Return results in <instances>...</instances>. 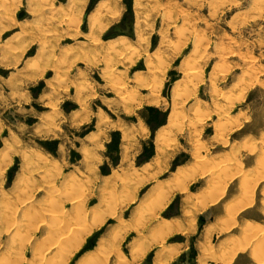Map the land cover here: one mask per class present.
I'll return each instance as SVG.
<instances>
[{"label":"rangeland","instance_id":"1","mask_svg":"<svg viewBox=\"0 0 264 264\" xmlns=\"http://www.w3.org/2000/svg\"><path fill=\"white\" fill-rule=\"evenodd\" d=\"M95 209L66 264L133 221L129 264H264V0H0V253L70 246Z\"/></svg>","mask_w":264,"mask_h":264},{"label":"bare ground","instance_id":"2","mask_svg":"<svg viewBox=\"0 0 264 264\" xmlns=\"http://www.w3.org/2000/svg\"><path fill=\"white\" fill-rule=\"evenodd\" d=\"M95 18V17H94ZM93 19V18H92ZM94 20V19H93ZM99 21V20H98ZM97 21V22H98ZM71 22V21H70ZM92 22V20H91ZM95 22V21H94ZM94 25V26H93ZM93 29L97 28L96 25L93 23L92 24ZM105 26V25H104ZM103 26V27H104ZM101 28V27H99ZM92 29V28H91ZM97 30V29H96ZM99 30V29H98ZM92 33V32H91ZM95 33V32H94ZM100 33V32H99ZM102 33V32H101ZM97 34V33H96ZM93 37V36H91ZM92 39V38H91ZM64 55V54H63ZM112 71V70H111ZM178 88V85H175V89L176 90ZM121 89V88H120ZM177 91V90H176ZM185 92V91H184ZM200 102V101H199ZM175 114L170 115L169 117V122L172 123L175 119ZM166 133V131H165ZM163 135V134H162ZM161 132L158 133L157 135V139L159 141L160 137L162 136ZM164 136V135H163ZM161 141V140H160ZM182 174V171H177L174 173L173 177L164 182H161L162 186H170L173 184V182L175 181L176 178L179 177V175ZM184 176V175H183ZM181 177V176H180ZM182 178V177H181ZM180 180V179H179ZM182 180V179H181ZM184 183V182H183ZM187 184V183H186ZM17 186V184L15 185ZM164 188V187H163ZM153 189V188H152ZM157 191H153L154 193H152L151 196H155L154 199H158L159 197H161L159 199V204L157 203V208H164L167 203L170 200V196L172 194L171 192L166 193L165 191L163 193L159 192L158 188H154ZM153 189V190H154ZM162 189V188H161ZM11 193V192H10ZM26 195V194H25ZM148 195V194H147ZM146 196V195H145ZM25 198V197H24ZM151 198V197H150ZM80 200V199H79ZM153 200V199H152ZM28 201V200H27ZM75 201V200H74ZM73 201V202H74ZM155 201V200H154ZM80 202V201H79ZM78 204V203H77ZM124 204V203H123ZM150 205V204H148ZM100 206V204H99ZM104 206V205H103ZM102 208V207H101ZM147 208V207H146ZM104 209V208H103ZM145 209V208H144ZM105 210V209H104ZM160 210V209H159ZM109 211V210H108ZM107 213V212H106ZM110 213V212H109ZM90 220H88L87 222H89V225L87 227V229H83V230H75L74 234L75 236L72 238V243L71 245H67V246H62L60 244H55L54 243V252H52L49 255H46V253H44L39 247L37 246H33L32 247V252H33V256L32 258L29 260V264H66V261L68 259V256L72 253V251L74 250V248L76 246H79L80 244H82L85 240V237L87 235H89L92 231H94V229L99 228L101 226V224L103 223L104 219H106V217H108L107 215H111L115 216L114 212H111V214H105L104 212H102V210L100 209H95L93 210L90 214ZM28 217V216H26ZM135 218V217H134ZM117 219V218H116ZM137 220V219H135ZM128 222V221H127ZM83 223V222H82ZM81 223V224H82ZM139 223V222H138ZM175 220L171 219H164L158 226L157 228L153 231L155 233V236L158 238L157 243H161L163 242V239H165V236L170 233H172L174 231V227H176L174 225ZM13 224V223H12ZM121 224V223H120ZM122 225L124 226H119L121 227L120 230H116L114 231V233L112 235H110V238H101L98 244V247L96 249V251H93L87 255H85L83 258L80 259L78 264H105V262L107 261V257L108 256H115L116 257V264H129L128 262L124 261V255L122 254V252L119 250L118 246L120 244V238H121V234L122 231L123 232H127L130 229H136L138 228V225L136 223L132 224H128V223H123ZM12 227H14L12 225ZM74 230V229H73ZM63 233V232H62ZM65 231V235H66ZM155 238V239H157ZM60 239V238H59ZM62 239V237H61ZM140 241V240H139ZM139 241H135L132 245H131V249L130 251L133 252H139V249L141 248V244ZM17 242V241H16ZM58 243V242H57ZM14 245V244H13ZM57 247V248H56ZM17 248V247H16ZM56 248V249H55ZM14 249L11 248H4L3 251H1L0 253V262L1 264H20L21 262L24 261L25 258H23V254L24 251L21 253H17L14 254L13 253ZM145 248L143 251H140L136 256L134 255V259H138L139 257L143 256L145 254ZM164 251V250H163ZM167 251V249H165V252ZM107 252V254H106ZM161 252V251H160ZM165 254L164 252L162 254L159 253V256L161 257V255ZM175 253L171 252L169 254H167V258L168 260L170 258H172L174 256ZM163 258V257H162ZM167 258H165L162 262H159V264H167L169 261L167 260Z\"/></svg>","mask_w":264,"mask_h":264},{"label":"trees","instance_id":"3","mask_svg":"<svg viewBox=\"0 0 264 264\" xmlns=\"http://www.w3.org/2000/svg\"><path fill=\"white\" fill-rule=\"evenodd\" d=\"M146 110H150V111H158L157 108H153V107H146ZM164 118L160 121H155L154 118L152 117H147L146 118V122L148 123V125L150 126V128L152 129V131L154 132L159 126H161L162 124H164L165 118L167 117V113L164 112ZM113 143V141H112ZM112 143L109 144V147L112 146ZM120 144V140H117V150ZM155 153V146L153 144V141H150V149H148L147 147L144 146V151L139 155V163H142L144 161H147L148 159H150Z\"/></svg>","mask_w":264,"mask_h":264},{"label":"crops","instance_id":"4","mask_svg":"<svg viewBox=\"0 0 264 264\" xmlns=\"http://www.w3.org/2000/svg\"><path fill=\"white\" fill-rule=\"evenodd\" d=\"M169 220H170V219H169ZM193 221H194V220H193ZM215 225H216V223H215ZM97 229H99V228H97ZM97 229H95V230H97ZM95 230H94V231H95ZM176 231H178V230H176ZM174 232H175V231H174ZM91 233H92V232H91ZM91 233H90V234H91ZM85 240H86V237H85ZM85 240H84V242H85ZM84 242L80 245V247L84 244ZM203 242H204V240H200V241H199L200 244L203 243ZM80 247H79V248H80ZM79 248H78V249H79ZM78 249H76V250H78ZM74 252H75V251H74ZM239 255H240V252H238L237 257H239ZM220 264H222V263L220 262Z\"/></svg>","mask_w":264,"mask_h":264},{"label":"water","instance_id":"5","mask_svg":"<svg viewBox=\"0 0 264 264\" xmlns=\"http://www.w3.org/2000/svg\"><path fill=\"white\" fill-rule=\"evenodd\" d=\"M131 29H133V28H131Z\"/></svg>","mask_w":264,"mask_h":264}]
</instances>
